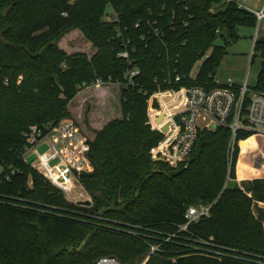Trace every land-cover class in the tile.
Returning a JSON list of instances; mask_svg holds the SVG:
<instances>
[{"label":"trees","instance_id":"obj_1","mask_svg":"<svg viewBox=\"0 0 264 264\" xmlns=\"http://www.w3.org/2000/svg\"><path fill=\"white\" fill-rule=\"evenodd\" d=\"M109 4L116 21L104 20ZM256 22L233 0H0V264H94L106 255L133 264L186 222L190 206L212 202L210 217L161 243L147 264H264V177L228 187L246 141L259 133L239 130L230 158L229 126H206L173 168L152 158L163 134L148 125L155 80L178 73L184 83L215 86L227 45ZM76 30L95 49L91 56L60 46ZM254 49L262 61L253 90L264 93V34ZM133 67L141 73L128 86ZM99 79L121 85V115L86 129L93 171L81 183L93 199L85 206L70 202L25 153Z\"/></svg>","mask_w":264,"mask_h":264},{"label":"built area","instance_id":"obj_2","mask_svg":"<svg viewBox=\"0 0 264 264\" xmlns=\"http://www.w3.org/2000/svg\"><path fill=\"white\" fill-rule=\"evenodd\" d=\"M257 22L254 32V46L259 36L261 26L264 27V7L253 11ZM113 21L117 20L114 14ZM150 33L154 36L161 35V29L157 22H150ZM139 26V24H138ZM120 57L132 64L131 54L123 50ZM207 56L203 57L205 59ZM202 59V60H203ZM141 73L140 69L133 67L125 74L128 86L136 85V77ZM193 81L192 75L190 76ZM186 76L175 73L167 75L163 82L155 80L158 89L149 97L148 125L154 131L163 134L162 141L152 153L154 161H159L178 168L187 160L198 140L200 130L206 126L217 128L229 126L232 139L229 143V157L231 158L235 147L237 132L241 129L257 132L264 135V93L248 91L246 84L241 86L236 93L237 86L232 78L225 83L215 80L216 85L208 87L190 83H184ZM103 81L98 80L97 84ZM166 86V87H162ZM250 101L244 114L245 99ZM162 118V119H161ZM232 119L229 122V119ZM169 124V125H168ZM169 126L168 131L165 130ZM35 130L32 136H35ZM80 126L74 121L64 119L54 126L47 134L38 139L36 144L46 143L48 151L43 153L40 159V172L64 194H68L74 188V182L81 183V175L93 171V166L88 158V150ZM2 168L0 167V173ZM15 172V171H13ZM214 202L200 203L190 206L186 212V222L179 225L175 233L162 236L161 242L150 244V249L140 260L133 264H147L152 255L162 252L161 243L181 240L184 232L189 230L192 223L211 216ZM94 264H124L116 256L106 255L98 257Z\"/></svg>","mask_w":264,"mask_h":264},{"label":"rangeland","instance_id":"obj_3","mask_svg":"<svg viewBox=\"0 0 264 264\" xmlns=\"http://www.w3.org/2000/svg\"><path fill=\"white\" fill-rule=\"evenodd\" d=\"M233 1L237 2L239 5L245 8H250L252 10H258L264 6V0ZM114 14L115 11L109 4L106 9V15L104 17V20H111ZM262 28L263 26H261L260 28L261 33ZM254 32L255 28H242L240 33V39L234 40L227 45V54L223 57L222 62L215 73L216 81L224 82L228 78H232L241 83L244 81L247 72H250L247 86L249 92L253 91L252 87H254L256 84L258 69L262 61V58L257 52H255L254 49ZM60 46H62L70 53L85 52L89 56H91L95 52V49L93 48L92 44L88 42V40L83 36V34L77 30L64 36L60 41ZM201 63V61H198L195 64L192 70L193 78L197 76L201 67ZM120 86L121 85L119 84V82H102L101 84L94 83L90 86H87L86 88L81 90L79 95L71 102V114L65 119H69L76 122L80 126L86 139H88V136L90 134L88 135L86 131L87 128H89V130L91 128L100 129L107 121L113 119L116 116L121 115ZM259 136L262 145L259 146V148L257 149L258 151L255 152V155L253 156L254 160L250 159V161L257 162V164L260 160L264 161V135L259 134ZM45 149H47L45 145L38 144L34 150V154H29L27 156V162L29 164H33L36 160L39 161L38 156L40 157V155L45 152ZM184 162H186V160ZM240 164V159H238L237 175L238 172H240ZM37 169L40 171L39 166ZM238 178L239 177L237 176L236 179L229 180L228 187L233 188L236 185L242 186L238 180H243L244 178ZM65 196L70 202L78 204L82 201L92 202L93 199L92 195L89 193V191L84 188L83 184L78 185L77 187L74 186V188H72V190L68 194L66 193ZM190 236L196 235L191 234ZM191 244L195 243L193 242Z\"/></svg>","mask_w":264,"mask_h":264},{"label":"crops","instance_id":"obj_4","mask_svg":"<svg viewBox=\"0 0 264 264\" xmlns=\"http://www.w3.org/2000/svg\"><path fill=\"white\" fill-rule=\"evenodd\" d=\"M247 9H249L251 11H255V10H252L250 8H247ZM258 10H260V9H258ZM262 34H264V27L262 28V33H261V30L259 32V35H262ZM253 62H254V60H253ZM251 63H252V61H251ZM259 69H260V67H259ZM259 69H258V73H259ZM249 74H250V72H247L244 81L241 82V83L233 79L235 81V83H236L237 90H239V88L241 86H243L244 84L247 85ZM225 82H226V80L224 82H220V83H225ZM252 89H253V87H252ZM246 142H248L249 145L247 146V148H242V152H241L240 157H239L241 164H240V169H239L240 172H238L237 176L239 177L238 179H243L244 178L243 180H238L241 185L243 184V182H245L244 180H246V179L256 178V177H264V161L260 160L258 162V164H257V162L250 161V159L254 160L253 156L255 155V152H257L258 151L257 149L259 148V146L262 145L260 137H256V136L252 137V138L248 139ZM41 144L45 145L47 147V149H45V152H47L48 151V146L46 145V143H40L39 145H41ZM35 148H36V146L31 148V149H29L26 152L25 159L27 158V156L29 154H34ZM38 160L40 161L39 156H38ZM39 161L36 160L35 163H33L32 165L35 168H38V166H40ZM241 177H243V178H241ZM81 184L82 183H80L79 181L78 182L77 181L74 182V186L75 187H77L78 185H81Z\"/></svg>","mask_w":264,"mask_h":264},{"label":"water","instance_id":"obj_5","mask_svg":"<svg viewBox=\"0 0 264 264\" xmlns=\"http://www.w3.org/2000/svg\"><path fill=\"white\" fill-rule=\"evenodd\" d=\"M79 204H81V205H90L91 201H82V202H79Z\"/></svg>","mask_w":264,"mask_h":264}]
</instances>
